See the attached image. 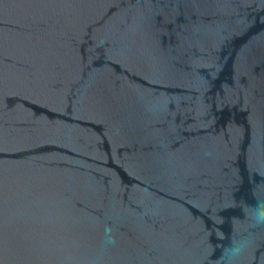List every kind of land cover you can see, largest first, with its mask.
Instances as JSON below:
<instances>
[{
	"label": "water",
	"instance_id": "water-1",
	"mask_svg": "<svg viewBox=\"0 0 264 264\" xmlns=\"http://www.w3.org/2000/svg\"><path fill=\"white\" fill-rule=\"evenodd\" d=\"M0 264H264V0H0Z\"/></svg>",
	"mask_w": 264,
	"mask_h": 264
}]
</instances>
